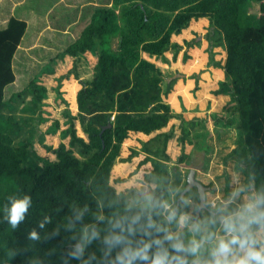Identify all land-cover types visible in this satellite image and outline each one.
<instances>
[{"label":"trees","instance_id":"trees-1","mask_svg":"<svg viewBox=\"0 0 264 264\" xmlns=\"http://www.w3.org/2000/svg\"><path fill=\"white\" fill-rule=\"evenodd\" d=\"M254 3L258 13L250 12ZM193 21L207 22L208 29L191 28ZM26 30V21L15 17L0 30V207L16 194H29L33 204L15 230L0 218V264H29L31 258L63 264L74 244L73 233L61 227L70 205L94 211L97 198L125 196L117 189L122 180H112L118 160L132 166L144 155L135 168L145 167L142 179L157 186V197L167 199L170 188H179L180 211L210 215L209 205L197 212L200 197L193 190L183 196L192 203L180 199L186 182L175 164H167L173 141L180 150L176 163L193 156L191 147L204 152L207 170L209 119L218 133L236 132L224 165L232 164L254 187L264 184V0H112L110 8L94 9L80 37L6 100ZM202 56L212 72L223 73L213 94L229 101L220 113L174 115L168 101L178 78L168 81L173 76L163 65L180 60L190 67ZM176 75H183L180 68ZM134 135L147 138L139 141L141 152L123 157L122 144ZM45 215L51 223L41 230L37 222ZM33 229L38 241L28 239ZM98 247L88 252L99 256Z\"/></svg>","mask_w":264,"mask_h":264},{"label":"clouds","instance_id":"clouds-1","mask_svg":"<svg viewBox=\"0 0 264 264\" xmlns=\"http://www.w3.org/2000/svg\"><path fill=\"white\" fill-rule=\"evenodd\" d=\"M179 193L170 188L167 199L151 190L97 198L94 211L73 203L61 226L73 233L74 241L63 264H264V184L237 180L223 199L211 202V214L201 218L175 206ZM7 200L0 218L15 230L26 220L32 197L16 194ZM183 202L190 201L185 197ZM50 223L48 215L37 222L41 230ZM55 231L58 235L60 227ZM28 239L38 241L40 234L33 229ZM94 243L99 256L88 252ZM29 264L40 262L31 258Z\"/></svg>","mask_w":264,"mask_h":264},{"label":"rangeland","instance_id":"rangeland-1","mask_svg":"<svg viewBox=\"0 0 264 264\" xmlns=\"http://www.w3.org/2000/svg\"><path fill=\"white\" fill-rule=\"evenodd\" d=\"M76 0H71L70 4L68 5L64 0H0V30L6 28L4 26L5 23H7V20L9 19V17H12V15L14 17H16L14 14L17 15V11L19 10L21 13V15H23L21 18H24L26 13L34 10V11H41L43 13V15H35L37 17L32 16V19L34 18V23L33 25H37L38 27L43 25V23L45 24V29H43L44 31H41L40 34V38H38L37 44L35 46V48H30L29 47V42L28 44H24L21 48H18L17 53H16V57H14V65H15V69L18 72V75L21 73V75H19V78H17V84H20L19 88H21L19 90V88L17 89L15 84H11L7 89H6V94H5V99L9 100L11 99V97L15 94H18L19 92H21L25 87H27V85L29 84V82L41 71V69L43 68V66H45L47 63H49V61L51 60L50 58H52L53 56L55 57L58 54V50L55 49L57 48V42L54 40V35L52 34L53 28H57L59 23H61L62 21H66V22H71L73 24L74 21H76L74 24L77 25V31H76V36H78V33L82 32L83 28L85 27V25L88 22V17L87 15H83L82 13H74L75 11L72 10L70 11V6L75 2ZM87 0H84V3ZM95 2V1H94ZM98 7H107L110 8L112 5V1L111 0H96ZM259 11V5L258 3H254L253 7L251 9V13H258ZM46 17V18H45ZM17 18V17H16ZM18 19V18H17ZM45 20V21H43ZM203 21H193L191 27L192 28H198V27H202L205 26V29H208V23H202ZM205 24V25H204ZM40 29V28H39ZM57 30V29H56ZM71 33H73L71 31ZM74 34V33H73ZM188 34V33H187ZM81 35V34H80ZM43 36V37H41ZM80 37V36H79ZM179 39H182V37H180ZM43 47V48H42ZM65 49H62V51ZM60 51V52H62ZM167 57L168 60L170 62H172V51L167 53ZM208 57L206 56V59ZM154 61V60H153ZM156 62V61H154ZM206 70H209L210 67L206 64ZM157 64H159L158 62H156ZM171 65V66H170ZM195 65V64H194ZM193 65V66H194ZM163 66H167V69H165L169 74H171L173 77L168 79V81L173 80L175 78H178L177 83L175 84V92L172 93V95L170 96V100L168 101L170 106H171V110L173 112L174 115H184L185 113L187 114L188 112H191L192 109L188 108V106L190 105L188 102H190L188 100V97H192L193 94H195L194 92L197 91V89L194 90V88L197 86V82L195 83L196 85L194 86V84L192 83L191 79H190V75L194 74L197 75V77L199 78V73H201V71H203L201 68H195V70H191L190 67H185V66H181L180 64V60L178 62V64H169V65H163ZM178 68H180L182 70V74L181 76H174L175 75V70H177ZM204 72V71H203ZM222 78V76H221ZM199 80V79H198ZM199 83V82H198ZM199 86H197L198 88ZM193 92V93H192ZM52 95V94H51ZM176 97L179 99V101L176 99ZM183 103V104H182ZM180 105V107H179ZM181 105L185 108L184 112L182 110ZM185 105V106H184ZM18 107V105H16V108ZM206 110V109H204ZM17 111V110H16ZM197 111V110H196ZM209 112V110H208ZM207 112V113H208ZM19 114V113H17ZM191 114V113H190ZM171 122H178V120H171ZM212 120H210V122L208 121V123L206 124V126L209 124H212ZM171 128V123L169 122L168 124V129ZM43 129V127H42ZM216 132L214 130V137L216 138ZM229 132V131H228ZM212 137L211 140H209L208 138L207 143L208 145L212 146L215 149V152L218 151L217 149L220 148L219 144H215V138ZM147 138L145 137H141L139 135H135L132 136L129 140H127L126 142H124L122 144V156L123 157H127L130 155V151L132 149L136 150V151H140L141 152V148H140V143L141 142H145ZM58 140H56L57 142ZM214 143V145H213ZM169 153L171 155V162H167V164L171 165V164H175L176 167H178V169L182 172V184L184 182H186V178L187 175L189 173L190 169H194L195 170V179L202 182L203 184L206 183L207 181L204 179V174L209 173L210 170L217 168V162L218 160V156H215V153H211L208 154L206 157L210 158V162L208 164V168L207 170L202 169L204 163V157L205 154L202 150H194L193 148H188V150L193 153V156H191L190 152L188 153V155L190 154V158L188 159L189 163L187 164H178L176 163L174 160L176 156L179 155L180 150L178 148H173V141H171L170 146H169ZM221 149V148H220ZM224 152V151H223ZM224 155V154H222ZM144 157V155H142L141 157H135L133 159V165L129 166L127 164H122V163H118V161L116 162V165L113 167L112 170V180H122L121 183L117 184V189L119 191L120 194L124 193L125 195L128 194H135L144 190H151L153 192V190L157 187L154 186L152 187L150 184H147L143 181L142 179V170L145 169V167H142L139 171H136V166L137 163H140V160ZM210 167H212V169H210ZM172 176V174H171ZM172 180L175 179V177H171ZM208 184V183H207ZM186 185V183H185ZM162 186H163V182H162ZM208 186V185H207ZM185 187V186H184ZM170 188V187H169ZM168 188V189H169ZM190 190H193L192 194L196 195V193L198 192V190L195 188H192ZM189 190V191H190ZM209 192V190H207V192H205L206 197H207V193ZM211 196V195H210ZM176 198V197H175ZM211 199H207L205 201V205H209L211 204ZM189 204L192 203L191 200H189ZM175 203V200H174Z\"/></svg>","mask_w":264,"mask_h":264},{"label":"crops","instance_id":"crops-1","mask_svg":"<svg viewBox=\"0 0 264 264\" xmlns=\"http://www.w3.org/2000/svg\"><path fill=\"white\" fill-rule=\"evenodd\" d=\"M64 1L68 5L71 2V0H64ZM95 5H97L96 0H87L85 3H84V0H76L70 6L71 7L70 11L74 10L75 11L74 13L79 12V13H82L83 15L89 16L88 22L85 25L86 27L89 24L90 17L94 9L98 8V6H95ZM16 11H17L16 12L17 15L16 14L14 15L19 20L26 21L27 23V30L21 40L19 48H21L24 44H28V42H29V47L31 48L32 46H35L37 44L38 38H40L41 31H44L43 29H45L46 27L44 24L45 22L43 23L42 27L41 26L38 27L37 25L34 26L33 23L35 20L34 18L32 19V16L37 17L35 15L37 14L43 15V13L41 11L31 10L26 13L24 18H21L23 16L21 14L23 13H21L19 10H16ZM12 17L14 16L12 15ZM10 18L11 17H9V19ZM9 19L7 20V23ZM75 22L76 21H74L72 24L71 22L62 21L61 23H59L57 28H53L52 34L54 35L53 37L54 40L58 43L57 48H55L58 50V53L62 51V49H65L68 44H70L71 42L79 38L81 32L78 33V36H76L77 25L74 24ZM7 23H5L4 26L7 25ZM71 31L74 34L71 33ZM32 48H35V47H32ZM52 58H54V56ZM203 59H204L203 56H202V60H200L199 58V60L195 62L194 66L199 69L201 68L204 72L201 71V73H199V78L197 77V75H195L196 80L190 77L194 86L196 85L195 83L197 82V86L199 87L197 88V91L194 92L195 94H193L192 97H188V100L190 101L188 102L190 104L188 108H191L192 111L188 112L187 114L185 113L186 115H189L190 113H193V112L205 113V112H208V110H209L208 114L220 113L223 111V108L226 105L227 101H229V96H222V95L215 96L213 94V91L216 89L218 82L222 80L223 78V73L222 71L212 72L211 69L206 70L207 67L204 62L206 60H203ZM194 66H190V69L195 70ZM13 69H14L15 76H16V80L13 84H15L17 86L16 88L18 89L20 87L19 86L20 84H17V78H19V75H21V73L18 75V72L15 69L14 63H13ZM6 89H5V94H6ZM20 89L21 88H19V90ZM176 99L179 101L177 97ZM181 107H182V110L186 112L185 108L182 105ZM209 122H210V119H209ZM207 129L211 135V138L209 140H211L212 137H214V130L217 131V129L214 127L213 124H209V127L207 125ZM215 135H216V138L214 137L215 144L216 145L219 144L221 149L218 148L217 149L218 151L215 152V149L212 146L211 147L213 148V154L215 153V156H218L219 161L217 162V165H216L217 168L212 169V167H210V169L212 170H210L209 173L204 174L205 176L204 179L207 181L206 183H204V185L206 186L208 185L207 187L209 188V192L207 193L208 195L206 198L211 199L212 201L218 198L223 199L230 191H232L236 187L237 180L245 182L244 176L240 172L236 171L232 164L229 165L228 163L227 165H224L223 163V158L235 148L236 132L233 130H230L229 132L218 133L217 131ZM148 138H150V136H148Z\"/></svg>","mask_w":264,"mask_h":264},{"label":"water","instance_id":"water-1","mask_svg":"<svg viewBox=\"0 0 264 264\" xmlns=\"http://www.w3.org/2000/svg\"><path fill=\"white\" fill-rule=\"evenodd\" d=\"M192 188H196L198 190L197 193L200 197V205H199L197 212H199L202 208L206 207V205H205V195H206L205 192L208 190V187H206L200 181L195 179V170L194 169L189 170V173H188L187 178H186V186L180 195V199H182L184 194L187 193Z\"/></svg>","mask_w":264,"mask_h":264}]
</instances>
